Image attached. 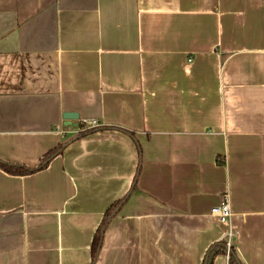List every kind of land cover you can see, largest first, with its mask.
<instances>
[{
    "label": "crops",
    "instance_id": "0c3cea01",
    "mask_svg": "<svg viewBox=\"0 0 264 264\" xmlns=\"http://www.w3.org/2000/svg\"><path fill=\"white\" fill-rule=\"evenodd\" d=\"M51 150L0 166V264H229L226 193L264 264V0H0V162Z\"/></svg>",
    "mask_w": 264,
    "mask_h": 264
},
{
    "label": "built area",
    "instance_id": "2783aa9c",
    "mask_svg": "<svg viewBox=\"0 0 264 264\" xmlns=\"http://www.w3.org/2000/svg\"><path fill=\"white\" fill-rule=\"evenodd\" d=\"M98 127H100L98 120L93 119V118H83L76 125V129H77L76 131L82 133L87 130L97 129ZM56 129L59 132H63V133L66 132V130L61 128V125H57ZM211 214L218 217L219 221L228 227V230L225 236L227 240V243H226L227 256L230 257L229 253L232 249V238H233L234 232H233L232 223L230 221L232 217V208L230 207L228 193L223 195L220 203L212 209Z\"/></svg>",
    "mask_w": 264,
    "mask_h": 264
},
{
    "label": "trees",
    "instance_id": "16d2710c",
    "mask_svg": "<svg viewBox=\"0 0 264 264\" xmlns=\"http://www.w3.org/2000/svg\"><path fill=\"white\" fill-rule=\"evenodd\" d=\"M55 153V150H51V152H48L47 154L44 155L43 159H42V163L38 166V167H35V168H30V167H27L25 165H14V164H11V163H6V162H0V166L2 169H4L5 171H7L8 173H11V174H14V175H24V174H29V173H32V172H35L37 169L43 167L44 163L47 162L48 163V160L52 157V155ZM121 201H118L114 204H112L108 209H107V212L105 213V216L103 218V221H102V224L100 227H104L108 221L112 218V216L114 215L115 211H116V208L118 207V205L120 204ZM99 234V233H98ZM99 240V235L95 236V239H94V243L95 245L97 246V242ZM222 247V246H221ZM220 247V248H221ZM219 250V249H218ZM218 250H215V251H211L209 253V256L207 255V257H213L217 252ZM222 251L226 252V241L223 242V247H222ZM213 254V255H212ZM230 258H229V264H241L236 255H235V250H234V247L232 246V249H231V252H230ZM206 262V261H205Z\"/></svg>",
    "mask_w": 264,
    "mask_h": 264
},
{
    "label": "water",
    "instance_id": "95a60500",
    "mask_svg": "<svg viewBox=\"0 0 264 264\" xmlns=\"http://www.w3.org/2000/svg\"><path fill=\"white\" fill-rule=\"evenodd\" d=\"M64 118L67 120V119H78L79 118V115H78V113H75V112H65V114H64ZM231 252V251H230ZM229 255H230V253H229ZM210 262H211V257H207V259H206V262H205V264H210Z\"/></svg>",
    "mask_w": 264,
    "mask_h": 264
}]
</instances>
